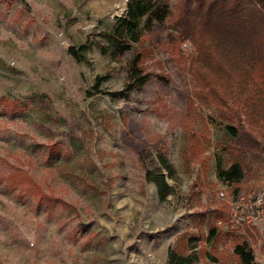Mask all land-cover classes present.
<instances>
[{
	"label": "rangeland",
	"instance_id": "rangeland-1",
	"mask_svg": "<svg viewBox=\"0 0 264 264\" xmlns=\"http://www.w3.org/2000/svg\"><path fill=\"white\" fill-rule=\"evenodd\" d=\"M127 1L0 0V264H167L169 250L191 264H234L229 232L259 239L249 224L243 236L233 228L229 202L264 197V146L237 190L218 178L230 136L212 108L195 101L188 115L193 84L164 43L166 20L150 34L151 77L126 87L135 47L118 55L103 35ZM157 1L172 12L179 0ZM180 51L194 53L187 40ZM203 126L189 160L190 132ZM147 173H161L170 194L161 199ZM18 174L50 202L12 185ZM221 207L229 224L214 214Z\"/></svg>",
	"mask_w": 264,
	"mask_h": 264
},
{
	"label": "trees",
	"instance_id": "trees-1",
	"mask_svg": "<svg viewBox=\"0 0 264 264\" xmlns=\"http://www.w3.org/2000/svg\"><path fill=\"white\" fill-rule=\"evenodd\" d=\"M165 20L169 30L164 41L167 50L175 64L186 65L193 84L188 115L196 117L195 101L213 109L223 131L230 136V144L222 146V155L215 159L217 176L237 190L251 174L253 160H258L257 153L264 146V0H179L172 12L161 7L157 0H128L125 15L118 19L110 34L103 35L118 55L131 44L135 47L128 62V89L140 88L151 77L143 62L153 51L150 38L153 23ZM186 40L193 48L190 56H183L180 51ZM86 49L85 45L80 47V51ZM68 54L77 62L83 59L72 47L68 48ZM207 134L206 126L199 137L190 132L186 148L189 160L195 155L189 151L194 146L202 150ZM223 155L228 156L226 163ZM158 160L171 177L164 158L159 156ZM146 175L156 183L161 199L170 194L161 173L156 177ZM14 177H9L13 179L12 185L22 187L36 202H50L51 197L43 194L27 175ZM214 214L222 223L229 224L223 207ZM228 237L233 245L234 264H256L248 242L240 241L234 231ZM192 262L188 255L168 251L167 264Z\"/></svg>",
	"mask_w": 264,
	"mask_h": 264
},
{
	"label": "built area",
	"instance_id": "built-area-1",
	"mask_svg": "<svg viewBox=\"0 0 264 264\" xmlns=\"http://www.w3.org/2000/svg\"><path fill=\"white\" fill-rule=\"evenodd\" d=\"M221 198H225L223 193H220ZM230 218L231 224H233L234 229H240V235H244L243 226L249 224L253 227H256L259 234V239H256L255 243H248L251 246L253 255L261 257V249L264 245V197H258L256 199H251V196H248L246 199L240 197L236 200H230ZM249 210V212L244 211ZM237 232V233H238ZM246 237V236H245Z\"/></svg>",
	"mask_w": 264,
	"mask_h": 264
},
{
	"label": "crops",
	"instance_id": "crops-1",
	"mask_svg": "<svg viewBox=\"0 0 264 264\" xmlns=\"http://www.w3.org/2000/svg\"><path fill=\"white\" fill-rule=\"evenodd\" d=\"M249 232H250V230H246V233H247L246 238L250 241V240H251V237L248 236ZM256 239H257V238H256ZM256 239H255V240H256ZM253 243H255V242H253ZM262 248H264V245L262 246ZM263 252H264V250H263ZM260 258H261L262 260L255 261L256 264H264V254H262Z\"/></svg>",
	"mask_w": 264,
	"mask_h": 264
}]
</instances>
